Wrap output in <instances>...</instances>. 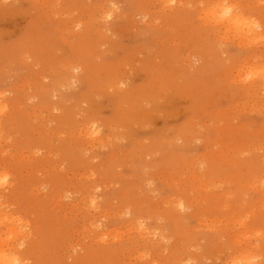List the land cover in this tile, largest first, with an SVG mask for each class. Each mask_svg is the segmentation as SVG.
I'll use <instances>...</instances> for the list:
<instances>
[{
    "label": "rangeland",
    "instance_id": "1",
    "mask_svg": "<svg viewBox=\"0 0 264 264\" xmlns=\"http://www.w3.org/2000/svg\"><path fill=\"white\" fill-rule=\"evenodd\" d=\"M257 67L264 0H0V237L24 264H264Z\"/></svg>",
    "mask_w": 264,
    "mask_h": 264
},
{
    "label": "bare ground",
    "instance_id": "2",
    "mask_svg": "<svg viewBox=\"0 0 264 264\" xmlns=\"http://www.w3.org/2000/svg\"><path fill=\"white\" fill-rule=\"evenodd\" d=\"M219 4V5H218ZM209 16V19H213V23H217L221 26H224V28H227L225 31H229L231 30L232 32H234V34L239 38L241 37V39H244V42L247 40V43L253 42L256 38L258 39V37L260 36V33L257 32V28L260 27V24L258 22L252 21V20H247L246 18L243 17L242 13L240 12V7L237 6L236 4H229L228 6H222L220 3H216L214 4L211 8H208L207 12H206V17ZM211 16V17H210ZM210 22V20H208ZM218 26V25H217ZM229 31V32H231ZM227 33V32H225ZM233 35V34H232ZM234 36V35H233ZM235 36V37H236ZM236 37V38H237ZM240 39V38H239ZM240 39V40H241ZM242 39V40H243ZM241 40V41H242ZM255 42V41H254ZM251 43V44H254ZM258 42V41H257ZM256 42V43H257ZM242 43V42H240ZM250 44V43H249ZM252 71V69H251ZM251 76L248 77L249 80H251V82H256L258 80H254V79H259L262 82H264V69L262 67H257L255 68V70L253 69L252 72H250ZM247 79V78H245ZM248 80V79H247ZM248 80V81H249ZM245 81V80H244ZM264 85V84H263ZM4 107L1 103H0V116L3 115V113L5 112ZM1 122V120H0ZM1 125V124H0ZM1 127V126H0ZM91 127V126H90ZM91 129V128H90ZM91 132H94L93 129H91ZM94 201V200H93ZM91 199V203L93 204L94 202ZM180 204V203H179ZM91 205V204H90ZM182 205V204H181ZM179 206V205H178ZM8 216V215H7ZM7 219V217H6ZM9 219V223L11 222V218ZM5 222H1V224L5 223L7 224L8 220H4ZM13 221V220H12ZM8 223V224H9ZM138 226L140 224H137ZM5 226V225H4ZM9 225H6L5 227H7ZM142 227V226H141ZM141 231V229L139 230ZM6 233H8L9 235L5 236V238H1L0 237V264H24V262L19 260V258L16 256V250H14L13 243L12 246H10V244L12 243V240L16 239L15 233L16 230L14 227H8L7 230L5 231ZM5 233V234H6ZM2 234V233H1ZM4 235V234H3ZM143 235V234H141ZM2 236V235H1ZM144 236V235H143ZM3 237V236H2ZM142 238V237H141ZM143 239V238H142ZM14 242V241H13ZM245 250V249H243ZM248 249H246L245 251H247ZM18 253V252H17ZM19 255V254H18ZM20 256V255H19ZM245 256V255H244ZM237 258V257H236ZM235 258V259H236ZM242 258V257H241ZM240 258V259H241ZM245 258H247L245 256ZM249 258V257H248ZM247 258V259H248ZM22 259V258H21ZM234 259V260H235ZM23 260V259H22ZM239 260V259H238ZM26 264V263H25Z\"/></svg>",
    "mask_w": 264,
    "mask_h": 264
}]
</instances>
